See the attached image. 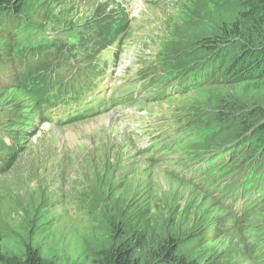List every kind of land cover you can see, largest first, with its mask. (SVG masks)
Segmentation results:
<instances>
[{"label":"rangeland","instance_id":"rangeland-1","mask_svg":"<svg viewBox=\"0 0 264 264\" xmlns=\"http://www.w3.org/2000/svg\"><path fill=\"white\" fill-rule=\"evenodd\" d=\"M9 1L0 264H102L118 246L129 264H264V79L235 69L254 49L246 0ZM114 17L125 31L98 52ZM33 72L64 80L43 112Z\"/></svg>","mask_w":264,"mask_h":264},{"label":"trees","instance_id":"trees-1","mask_svg":"<svg viewBox=\"0 0 264 264\" xmlns=\"http://www.w3.org/2000/svg\"><path fill=\"white\" fill-rule=\"evenodd\" d=\"M257 1V5L254 4ZM246 0L245 2H241L246 4V7L253 8L251 10L245 11L243 13V18L244 20L248 21L250 24L249 26L244 27L245 34L243 36V41H251L250 45L254 47V49L249 52L243 62L240 63L235 69H245L242 74L247 73L248 75H242L240 76V80L243 79L244 77L252 76L255 77L259 80L264 79V41L260 42L258 40L259 38V33L257 30L263 29L264 22L260 20V18H263V13H264V0ZM9 0H0V13H5V11L9 10L10 16L14 17V14L16 12H20V5L16 6H9ZM11 8V10H10ZM112 15V13L108 14L107 16ZM107 19V17H106ZM119 20V21H118ZM116 21L117 23L119 22L120 24H123L124 21H121L117 17L110 18L108 26L106 28L100 29V33L103 35V39L99 41H96V43L99 45L98 52H101L104 50L105 46H111L114 45V43L118 42L120 39V35L124 33L125 31V26L123 28H119L117 24H115ZM5 26V25H4ZM8 26V25H7ZM0 27H3L0 25ZM98 30V29H97ZM96 30V31H97ZM99 33V34H100ZM99 36V35H98ZM262 36V33H261ZM3 54V53H2ZM1 55V54H0ZM1 57V56H0ZM247 65H249V68H247ZM254 67V69H253ZM234 69V70H235ZM232 70V73L234 72ZM241 71V70H240ZM231 73V74H232ZM237 74V72H236ZM37 74L35 72L33 73H26L25 76H22V84L23 85H28L27 87L25 86L24 89L27 91L29 90L30 94L34 96L35 101L39 104L42 105L40 107V110L43 109L45 103H47V97L49 94L48 87L50 86V78L45 81V79H42L41 77L37 78ZM238 121V120H237ZM249 130V129H248ZM5 142H2L4 144ZM1 147V145H0ZM3 148V147H2ZM127 247H122L118 246L116 250H112L108 253H106L102 259V264H129V253L126 249ZM174 254V250H172V246L168 248L166 258L168 259L165 260L167 263H170V259L172 258ZM3 261L2 255H1V248H0V263ZM179 264H185V261L180 257L179 258ZM4 264H44L43 260L39 256V253L36 250H28L25 257L19 261L15 258H11V260H6L4 261Z\"/></svg>","mask_w":264,"mask_h":264}]
</instances>
